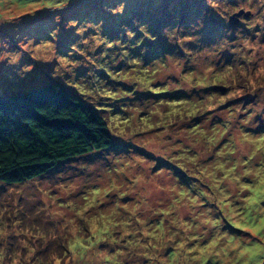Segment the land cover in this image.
I'll list each match as a JSON object with an SVG mask.
<instances>
[{
  "label": "rangeland",
  "instance_id": "rangeland-1",
  "mask_svg": "<svg viewBox=\"0 0 264 264\" xmlns=\"http://www.w3.org/2000/svg\"><path fill=\"white\" fill-rule=\"evenodd\" d=\"M120 3H126V15L107 11ZM164 4L165 0H16L15 19L23 23L0 30V56L19 51L21 42L26 45V51L20 61L23 67L19 77L4 64L5 60H0V96L16 95L57 81L104 111L115 129L134 132L137 145L144 138L164 133L156 138L152 151L165 155L168 154L165 150L170 149V156L179 159L168 163L167 175H153L152 181L137 193L150 203L154 197L162 199L158 205L153 203L159 214L138 212L137 216L144 223L136 221L129 225V230L133 226L143 227L149 235L138 232L115 246L101 242L97 247L102 251L107 250L109 255L117 250L128 252L126 241L142 237L141 243L151 240L157 245L154 251L158 254L155 261L143 258L144 264H264V170L259 163L264 157V141L261 140L264 137V99L259 93L264 90L246 91L243 96L219 103L211 111H203L208 103H217V100L208 101L209 96L228 95L230 88L226 84L231 83L233 77L238 78L240 72L257 79L259 64L254 58L249 63L241 48L242 40L247 38L253 45L247 50V56L252 57L258 47L257 37L259 44L264 45L261 25L249 27L264 10V0H252L251 5L248 0H200L184 20L178 18L174 23L168 21L161 26L174 34L172 39L162 38L161 34L159 38L147 36L144 30L149 23L154 24ZM252 6H256L257 11L246 10ZM241 12L239 22L233 23L232 17ZM4 36L8 38V48L4 46ZM141 43L144 44L142 51ZM146 46H166L171 51L166 59L158 56L145 65L143 56L152 54ZM256 55L261 56V53L256 51ZM208 68L213 70L209 80L202 81L208 86L191 90L175 87L183 77H191L196 84L197 78L202 80ZM258 82H264V77H259ZM236 87L245 85L241 83ZM110 93H120L122 97L129 93L124 100H135L136 104L114 99ZM242 102L248 113L240 115L234 123L228 112H234L233 106ZM172 104L176 105V111L171 118L153 115L154 106L168 113L173 111L169 107ZM256 109L259 112L249 124H239ZM188 111L194 114L188 115ZM158 122L160 127H150ZM143 128L149 130L143 131ZM115 129L111 130L112 135ZM222 130L226 131L221 138L218 133ZM113 137L115 147L77 161L96 163L102 159V154L127 151L121 139ZM229 149H233L234 154ZM222 151L227 155L220 154ZM137 154L144 155L142 150ZM70 163L23 184L0 182V208L19 193V204L27 211L31 207L27 202L28 186L38 183L47 192L49 182L60 173H68ZM71 178L68 174L67 179ZM106 178L109 183L113 180L119 183L121 179L119 173L110 169L106 170ZM13 187L16 193L9 191ZM162 188H175L176 191H160ZM58 195L56 190L48 192L41 195L39 203ZM56 203L65 201L58 199ZM94 203L99 206L95 210L98 218L84 227V232L89 234V228L100 233L105 229L111 231L113 224L131 215L116 205L132 206L139 201L135 195L117 198L109 193L104 203H99V199ZM209 208L212 211L207 213L208 218L219 221L216 227L209 223L201 225L200 220L193 219L194 214L199 215ZM23 216L21 213L16 218ZM84 223L77 221L78 226ZM196 225L201 227L197 230ZM40 226L47 230L54 224L49 221ZM161 233L167 241L166 246L156 240ZM173 233L179 235L167 240ZM112 235L119 238L123 233L117 231ZM186 237L194 238L188 240ZM44 251L48 253L50 248ZM105 264L111 261L106 260ZM124 264L130 262L125 260Z\"/></svg>",
  "mask_w": 264,
  "mask_h": 264
},
{
  "label": "clouds",
  "instance_id": "clouds-1",
  "mask_svg": "<svg viewBox=\"0 0 264 264\" xmlns=\"http://www.w3.org/2000/svg\"><path fill=\"white\" fill-rule=\"evenodd\" d=\"M248 3L251 5L252 0H248ZM5 5H8V7H5ZM16 6V0H0V30L15 28L23 23V21L15 19L17 13L13 9ZM203 6L207 7V4H203ZM125 8H127L126 3H120L116 7L108 8L107 11L112 13L119 12L121 16H124L127 14ZM246 10L257 11L256 6H252ZM260 17H264V10L260 11ZM260 17H257L249 27L255 28L259 24L264 29V19ZM160 34L162 38L167 36L168 39H172L174 36L173 33H168L167 27H162ZM7 39V36L3 37L5 48L9 47L6 42ZM259 39V37L256 39L258 45L256 51H259L261 56H257L256 51H253L252 57L247 56V50L253 47L247 38L242 40L241 48L244 58L249 60V63L254 58L259 64L257 79L248 76L247 72H240L238 78L233 77L231 83L226 84V87L230 88L228 95L218 98L209 96L207 98L208 101L217 100V103H208L203 108V111H211L213 107H218L219 103L243 96L246 91L255 93L257 88L264 90V82H258L259 77H264V45L259 44ZM18 49L19 51L7 52L5 55L0 56V60H5L4 64L14 70L16 77H19L23 67L20 61L26 51V45L21 42L18 44ZM212 71L211 68H208L202 80L199 77L197 78L196 84H193L191 77H183L175 87L184 88L185 90H191V88L198 86L206 87L208 85L202 81H208L209 74ZM176 74L173 73V75ZM241 83L245 87H236L237 84ZM150 90L159 91V89ZM110 95L114 99L120 98L124 103L136 104L135 100H124V97L128 96L129 93H124V97L120 93H110ZM259 95L264 99V91H261ZM160 103L163 104L164 102L160 101ZM169 107L173 111L164 113L156 105L154 106L153 115L171 118L176 111V105L172 104ZM233 107L235 111L229 110L228 115L234 123L240 115L248 113V108L243 107V102L239 106L234 105ZM249 107H252V105H249ZM139 110L137 109V111ZM197 111H201V109H197ZM258 112L259 109L252 111L244 120L239 121V124H249ZM192 114H194L192 111H188V115ZM181 119H183L182 114ZM160 126L159 122L150 125V127ZM165 128L167 131L166 126ZM109 129L113 130L115 126L109 123ZM142 130L148 131L149 128H143ZM225 131L222 130L218 135L222 138ZM113 135L121 139V143L126 147L127 151H113L102 154V159L96 163H85L84 161L71 162L68 173H60L49 182L47 192L38 183L28 186L30 196L27 202L31 207L27 211L23 205L19 204V193L16 197L10 199L5 207L0 208V264H105L106 260L111 261V264H124L125 260L129 261L130 264H144L143 258H147L149 261L158 259V254L154 251L157 245L151 240L147 243H141L140 239L142 237L134 241H126L125 246L128 247V252L117 250L112 255H109L107 250L102 251L97 245L101 242H107L115 246L120 244L125 237L130 235L136 236L138 232H144L145 236L149 235L143 227L138 228L133 226L129 230V225H134L136 221H139L140 224L144 223L137 216L138 212H151L152 215H158L159 209L153 208V203L158 205L163 200L154 197L150 203L147 199H142L137 193H139L141 187L152 181L153 175L157 177L167 175L166 168L168 163L179 158L170 156V149L165 150L168 153L165 155H157L152 151V145L155 143L156 138L162 137L164 133H156L155 137L144 138L139 145L136 143L134 132H124L120 129H115ZM261 140L264 141V137H261ZM138 150H142L144 155H138ZM228 151L234 154L233 149H229ZM220 154L227 155L223 151ZM121 156L127 157V159L121 160ZM259 163L261 169L264 170V157L259 159ZM180 166L183 167V165ZM108 169L113 173L120 174L121 179L119 183L115 180L111 183L107 181L106 170ZM68 174H71L72 178L70 180L67 179ZM124 177L127 179H124ZM53 190L58 191L59 195L40 204L41 195H47L48 192ZM9 191L16 193L17 189L13 187ZM160 191H176V189L162 188ZM20 192L22 193L23 189H20ZM109 193L114 194L117 198L124 195H135L139 203L132 206L117 204L118 208L125 209L131 215L120 219L118 224H113L111 231L105 229L104 233H100L89 228L91 234L84 232V227L90 225L93 220L98 218L95 210L99 206L94 202L99 199V203H104ZM58 199H63L65 203H56ZM90 209H93V211H89ZM210 211L212 210L209 208L199 215L194 214L193 219L200 220L201 225L209 223L213 227H216L219 221H211L208 218L207 213ZM6 213L7 216L5 215ZM21 213H24L23 218L17 219L16 217L20 216ZM85 213H88V215L86 216ZM78 220L84 221V225L78 226ZM49 221L54 224V227L45 230L40 226L41 224H47ZM172 223H175V221H172ZM201 225H196V229L198 230ZM179 226L183 227V225ZM117 231L123 233L119 238L112 235L113 232ZM177 235L179 233H173L167 237V240H173ZM192 238L194 237H186L188 240ZM81 240L85 241V243H74V241ZM156 240L160 241L162 245L166 246L167 244V241L163 238V233L158 235ZM248 243H251V241H248ZM61 246L63 247L61 248ZM49 248L50 251L45 253L44 250ZM57 249L60 250L56 251Z\"/></svg>",
  "mask_w": 264,
  "mask_h": 264
},
{
  "label": "trees",
  "instance_id": "trees-1",
  "mask_svg": "<svg viewBox=\"0 0 264 264\" xmlns=\"http://www.w3.org/2000/svg\"><path fill=\"white\" fill-rule=\"evenodd\" d=\"M198 2L165 0L158 20L149 23L145 33L159 38L161 26L178 18L184 20ZM146 47L152 54L143 56L145 65L158 56L166 59L171 51L166 46ZM103 113L57 81L0 96V182L23 184L66 163L115 147Z\"/></svg>",
  "mask_w": 264,
  "mask_h": 264
},
{
  "label": "water",
  "instance_id": "water-1",
  "mask_svg": "<svg viewBox=\"0 0 264 264\" xmlns=\"http://www.w3.org/2000/svg\"><path fill=\"white\" fill-rule=\"evenodd\" d=\"M243 14V12H241L240 14H236L235 16L232 17V22L237 24L239 22L238 17L241 16ZM219 90H225L223 87H216Z\"/></svg>",
  "mask_w": 264,
  "mask_h": 264
}]
</instances>
